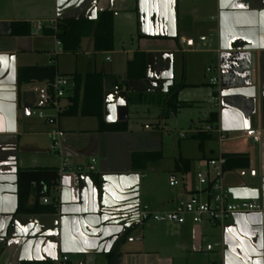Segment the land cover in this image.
<instances>
[{
  "label": "crops",
  "instance_id": "crops-1",
  "mask_svg": "<svg viewBox=\"0 0 264 264\" xmlns=\"http://www.w3.org/2000/svg\"><path fill=\"white\" fill-rule=\"evenodd\" d=\"M103 14L112 17L110 28L104 26ZM53 22L75 24L82 35L76 53L63 52L59 40L46 35ZM14 23L29 24L30 35L12 36ZM98 32L101 37L111 34L113 52L120 46L115 44L119 38L124 42L119 53L133 55L126 59L124 70L101 69L97 62L101 52L95 40ZM137 52L147 56V77L143 80L127 78V62ZM65 55L72 58L64 60ZM180 55L186 60V72L178 83L174 68ZM190 57L193 65L201 59L215 61L218 75L190 81ZM54 61L58 74L67 78L104 74V120L107 124L127 120L128 130L100 132L96 117L60 118L58 124L65 133L63 147L72 166H93L95 171L87 167L70 197H63L62 192L55 213L35 212L37 193L32 188L29 196L24 194L19 172L57 169V161L50 153L51 127L32 115L40 108L38 90L44 82L19 86L18 72ZM213 78L218 79L216 86ZM182 83L186 85L183 89L207 85L211 100L219 97V104L214 103L216 108L209 110L205 122L211 124L208 119L216 114L212 124L221 126L228 144L210 134V142L204 144L199 157L190 159L181 152L174 161L154 166L163 160L162 144L155 149L128 135L152 133L160 122L153 125L148 120H160L163 109L129 105L128 97L165 95L173 85ZM71 86L70 80L69 90ZM153 109L160 110L159 117ZM44 111L55 116L50 109ZM138 119L146 123L141 126ZM247 130H259L261 142L242 141L239 137ZM158 151L162 158L149 161L148 154ZM230 155L242 159L226 169L227 189L236 201L256 200L264 210V0H96L95 11L79 8L75 0H0V264H58L62 256L69 258L68 264H264V211L235 216L225 228L191 221L161 228L172 238L161 236L160 228L151 222L139 220L140 207L148 204L143 202L146 170L174 173L175 160L183 157L192 161L193 176L202 169L203 161ZM252 171H256L255 177ZM169 187L170 193L154 192L153 203L148 204L153 210L174 209L184 192L170 183ZM42 199L39 203L45 206ZM5 218L17 224L1 238ZM145 226L159 235L156 242H145ZM218 232L222 241H216L224 247L207 251ZM129 238L135 241L129 242Z\"/></svg>",
  "mask_w": 264,
  "mask_h": 264
},
{
  "label": "built area",
  "instance_id": "built-area-1",
  "mask_svg": "<svg viewBox=\"0 0 264 264\" xmlns=\"http://www.w3.org/2000/svg\"><path fill=\"white\" fill-rule=\"evenodd\" d=\"M58 23L53 22L50 28L57 32ZM42 29V26L38 27ZM182 44L188 41L181 40ZM58 45L61 42L58 41ZM207 72H216L214 68H208ZM213 86L218 84V79H212ZM70 87V79L57 75L52 82H44L39 92L40 108L32 112L33 116H38L51 127L48 137L51 142V150L58 154L60 165L57 167V181L51 189V196L43 198L45 205H51L58 210L61 205V194L63 192V180L70 177V190L76 189L80 185L81 177L84 174L82 168L72 166L70 158L66 155L63 147V139L65 133L59 127L60 115L64 112L63 102L65 101ZM212 101L219 104V97L214 96ZM44 109H50L55 116L49 117ZM199 132L206 134H217L220 143L229 141L227 134L221 126L216 124H207L205 128ZM198 132V133H199ZM181 138H187L186 133L180 134ZM243 140H252L260 143L262 134L259 130L244 131L239 137ZM227 158L225 156L217 159H210L202 162V169L192 176L191 172L182 174L181 179L174 177L170 181V186L181 187L183 189L182 196L176 201L174 209L170 211H156L148 204L142 205L139 210V220L141 223H160L184 225L192 222L196 225H210L215 228H225L226 223L235 216L249 215L254 213H262L263 206L256 200L236 201L231 192L227 189L224 182ZM91 172L95 171L93 166L89 167ZM251 176H256V171L251 172ZM194 182L196 187H194ZM141 239H137L140 241ZM134 238H129V242H134ZM216 247H224L223 243L217 242L207 246L206 250L211 252ZM67 256L60 257L58 264H68Z\"/></svg>",
  "mask_w": 264,
  "mask_h": 264
},
{
  "label": "trees",
  "instance_id": "trees-1",
  "mask_svg": "<svg viewBox=\"0 0 264 264\" xmlns=\"http://www.w3.org/2000/svg\"><path fill=\"white\" fill-rule=\"evenodd\" d=\"M104 26L110 28L112 25V17L109 14H103ZM57 32L52 29L46 32L48 36H54L61 42L63 52L76 53L82 35L78 32L75 24H63L58 22ZM108 30L107 32H109ZM12 36H29L30 25L27 23H14L11 30ZM96 49L99 52H109L113 49V38L111 34L102 36L99 32L95 34ZM147 56L144 53H135L134 58L127 62V78L143 80L147 77ZM59 75L57 72L56 61L46 67H26L19 69L18 84H28L32 82H52L55 77ZM104 74L94 73L85 76L74 74L70 76L72 81L69 95L66 97V102L63 103L64 112L60 115L63 117H96L100 120V132H106L111 129L119 131H127V120L116 124H107L104 120L103 106H104ZM186 87L184 83L180 85H173L167 94H131L128 97V104L130 105H146L159 106L163 109V116H169L171 113L176 114L181 109L191 107V104L180 102L178 96L182 88ZM216 114H211L208 121L212 124L215 122ZM199 148L203 150L205 140L211 138L210 134L199 132ZM227 158L226 169L232 168L233 161H237L242 156L230 155ZM162 158L160 151L148 154L149 161H158ZM192 161L183 157H178L175 160L174 171L180 174H186L191 171ZM20 185L24 188V194L29 196L32 188L37 193L35 212L47 211L55 213L56 210L51 205L41 206L39 200L51 196V189L57 181V171L55 168H40L36 170H21L19 172ZM35 184L33 187L32 185Z\"/></svg>",
  "mask_w": 264,
  "mask_h": 264
},
{
  "label": "rangeland",
  "instance_id": "rangeland-1",
  "mask_svg": "<svg viewBox=\"0 0 264 264\" xmlns=\"http://www.w3.org/2000/svg\"><path fill=\"white\" fill-rule=\"evenodd\" d=\"M122 39V38H120ZM127 39V38H126ZM125 39V40H126ZM116 42L115 44L118 46L123 44L122 40H119V38H115ZM124 40V41H125ZM120 46L116 47V52H113L114 50H111L109 52H101L97 54V62L101 69L105 67L106 71L111 70V68H118L124 70L125 69V62L126 59L132 58L133 55L128 54H120L119 51L124 50ZM187 56V55H185ZM193 56V55H190ZM197 56V55H194ZM72 57L66 56L64 57V60H70ZM106 58H110L111 62H105ZM206 58V57H204ZM188 62V68L187 72L189 73L190 81H203L210 80L211 77L217 76L218 73L213 72L209 73L207 72V68H215L217 65L216 62L208 61L207 59H201L200 61H196L193 65V59L190 57ZM192 60V63H191ZM185 58L183 55H180V58L177 61V65L175 64L174 72L177 73V80L178 83L181 82L179 78L182 76L184 78L185 72H186V65H185ZM193 66H192V65ZM183 82V80H182ZM209 88V89H207ZM211 89L209 86H200V87H193V88H185L181 89L179 92V100L180 102L191 104V107H186L181 109L177 114L173 115L170 114L169 116L162 117L160 120L154 119L152 117L149 119L148 123L153 124L160 122L159 129L154 126V129L152 130V133H143L139 134L137 131L136 133H129L128 137L135 142H140L141 144L148 146V147H156L155 149H159V147L162 144L163 147V160L158 161V163L154 166H162L166 164V162L174 161V159L180 155L182 152L184 157L195 159L199 157L201 154H203L199 148V138L196 137L198 132L203 130L207 123L205 122V116L209 112L211 108H216L214 106V102L211 100L212 94H208ZM147 110H150L147 108ZM154 114L156 112L157 117H159L160 110L153 109ZM34 118H39L38 116H34ZM132 121H135L132 120ZM140 121L141 126L146 123L143 122V120L138 119ZM186 133L188 135L187 138L182 139L180 134ZM150 134V136H149ZM209 140H205L204 144H209ZM213 142V141H211ZM228 143H225L224 145H227ZM50 153L52 154L53 158L57 161V167L60 165V159L57 153L55 151L51 150ZM196 160H193V163H196ZM195 166V165H194ZM89 167V166H87ZM87 167L82 168L83 171H86ZM97 168L99 169V164H97ZM155 169V168H154ZM145 178H144V190H143V202L145 203H153L152 199L156 192H167L170 193V179L172 176H175L178 179H181V174L178 172L171 173L166 170H146L145 172ZM177 189V188H176ZM174 189V190H176ZM155 192V193H154ZM153 227L160 228L161 236L170 238L172 235L168 236L169 232H163L161 228L169 227V225L173 224H160V223H151L150 224ZM146 227V226H145ZM144 234V240L145 242H156V239L160 238L157 233L150 232L149 226L146 227ZM219 233V232H218ZM157 234V235H156ZM177 236V235H173ZM172 238V237H171ZM175 238V237H173ZM222 241V236L219 233L218 236L211 240L212 244H215L217 241ZM219 251L222 250V247H216Z\"/></svg>",
  "mask_w": 264,
  "mask_h": 264
},
{
  "label": "water",
  "instance_id": "water-1",
  "mask_svg": "<svg viewBox=\"0 0 264 264\" xmlns=\"http://www.w3.org/2000/svg\"><path fill=\"white\" fill-rule=\"evenodd\" d=\"M76 3L78 4L79 8H83V9H90L95 11L96 8V0H75ZM149 77V74H148ZM70 177L67 176L64 178L63 180V197L67 196L70 197ZM13 224H17L16 221H12L11 218H5L2 222H1V227L3 230V234L1 235V238H6L7 233L10 234V229H12Z\"/></svg>",
  "mask_w": 264,
  "mask_h": 264
}]
</instances>
